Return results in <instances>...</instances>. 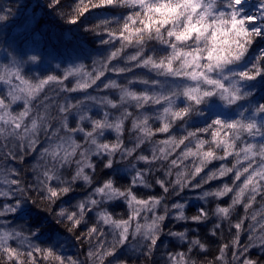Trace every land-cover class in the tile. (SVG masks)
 Segmentation results:
<instances>
[{
  "label": "clouds",
  "instance_id": "clouds-1",
  "mask_svg": "<svg viewBox=\"0 0 264 264\" xmlns=\"http://www.w3.org/2000/svg\"><path fill=\"white\" fill-rule=\"evenodd\" d=\"M39 3L95 49L0 0V264H264V0Z\"/></svg>",
  "mask_w": 264,
  "mask_h": 264
},
{
  "label": "trees",
  "instance_id": "trees-1",
  "mask_svg": "<svg viewBox=\"0 0 264 264\" xmlns=\"http://www.w3.org/2000/svg\"><path fill=\"white\" fill-rule=\"evenodd\" d=\"M62 4L65 0H61ZM34 0H25L23 10L19 13V18L13 22L12 27L4 34L5 39L12 42V46L21 55L28 52H41L45 58H57L64 61L70 59V53H80L85 48L95 49V40L87 34L81 32L79 28H70L61 24L52 13L41 11L39 0H35V8L29 14H25L32 6ZM103 11V10H97ZM111 10H104L105 13ZM114 14V13H113ZM24 19L31 21V27L21 29L20 23ZM16 29L17 31H13ZM10 44V43H9ZM50 232L59 231L55 227H50ZM48 239H51L49 236Z\"/></svg>",
  "mask_w": 264,
  "mask_h": 264
},
{
  "label": "rangeland",
  "instance_id": "rangeland-1",
  "mask_svg": "<svg viewBox=\"0 0 264 264\" xmlns=\"http://www.w3.org/2000/svg\"><path fill=\"white\" fill-rule=\"evenodd\" d=\"M20 27L21 29H28L31 27V21L29 19H24L22 20V22L20 23ZM10 44H12V42H9ZM41 55V52H38ZM26 53H23L22 55H24ZM44 57V56H43ZM45 58V57H44ZM52 59V60H57V58L53 57V58H45V64H44V70H48L51 66L50 64H48V60Z\"/></svg>",
  "mask_w": 264,
  "mask_h": 264
}]
</instances>
